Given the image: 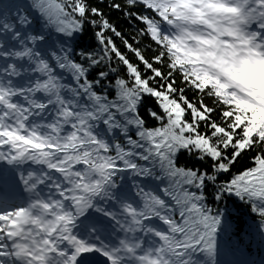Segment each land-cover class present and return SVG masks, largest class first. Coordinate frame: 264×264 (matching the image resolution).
<instances>
[{
	"label": "snow or ice",
	"instance_id": "1",
	"mask_svg": "<svg viewBox=\"0 0 264 264\" xmlns=\"http://www.w3.org/2000/svg\"><path fill=\"white\" fill-rule=\"evenodd\" d=\"M232 206L264 239V0H0V264H220Z\"/></svg>",
	"mask_w": 264,
	"mask_h": 264
},
{
	"label": "trees",
	"instance_id": "2",
	"mask_svg": "<svg viewBox=\"0 0 264 264\" xmlns=\"http://www.w3.org/2000/svg\"><path fill=\"white\" fill-rule=\"evenodd\" d=\"M93 2H98V0H93ZM104 11L107 13L108 9L104 7ZM110 19L128 37H131L136 31L135 24L120 13H111ZM92 42L91 29H89L88 33L84 35L81 44L88 46ZM117 43L119 44V41ZM147 43V40H144L142 47H146ZM151 54V52H146L149 57ZM208 102L211 103L210 100ZM256 220L257 218L250 213L247 207L240 206L237 208L232 206V214L229 217L228 226L225 227V230L218 238L220 256L226 261V264H243V259L250 264H264V239H261L256 234L254 227H251ZM220 264L223 263L220 262Z\"/></svg>",
	"mask_w": 264,
	"mask_h": 264
}]
</instances>
